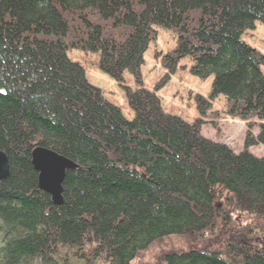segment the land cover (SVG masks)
<instances>
[{"label": "trees", "instance_id": "trees-1", "mask_svg": "<svg viewBox=\"0 0 264 264\" xmlns=\"http://www.w3.org/2000/svg\"><path fill=\"white\" fill-rule=\"evenodd\" d=\"M255 22L264 0H0V264H143L172 237L191 245L144 264H264V156L246 149L264 147V55L242 40ZM155 28L175 46L155 54L165 74L151 91L140 68ZM71 50L119 84L131 75L132 118ZM184 58L190 75L211 78L192 122L155 95ZM217 98L245 124L239 152L200 134ZM36 147L74 164L59 204L38 187Z\"/></svg>", "mask_w": 264, "mask_h": 264}, {"label": "rangeland", "instance_id": "rangeland-1", "mask_svg": "<svg viewBox=\"0 0 264 264\" xmlns=\"http://www.w3.org/2000/svg\"><path fill=\"white\" fill-rule=\"evenodd\" d=\"M155 29V40L148 44L147 49L143 53V64L140 68L143 87L151 91L165 74V70L160 64V59L155 54H164L175 46V36L173 33L162 28ZM242 39L264 55V24L255 22L252 30H247L243 33ZM67 56L71 61L78 63L83 68L88 82L97 87L105 99L116 105L123 116L128 119L132 118L133 114L128 107L124 91L122 90V86L134 88L131 75L124 73V82L119 84L100 72L96 67L97 58L94 55H87L77 50H71L67 52ZM189 65L190 62L187 58L180 60L176 72L169 76L167 82L160 89L155 91L162 111L175 115L185 122H192L199 117L193 95L200 94L206 96L211 82L210 77L200 80L190 75L188 72ZM262 72L264 74V67L262 68ZM202 119L205 121L200 127V134L203 137L222 142L235 152L244 149L243 135L245 124L237 118L233 119L227 116L224 102L221 98H217L211 103L210 110ZM246 149L255 156H264L263 146L254 145ZM232 218L237 224H244L246 220L245 215L237 216V214H233ZM259 226L264 238V224H260ZM261 240L264 244V239ZM189 245H191V242L187 239L167 238L153 246L151 257L143 255L141 262L144 264L149 260L156 261L166 252L178 248L186 249ZM193 246L195 245L193 244ZM210 247L213 248L212 245ZM150 251H152V248Z\"/></svg>", "mask_w": 264, "mask_h": 264}, {"label": "water", "instance_id": "water-1", "mask_svg": "<svg viewBox=\"0 0 264 264\" xmlns=\"http://www.w3.org/2000/svg\"><path fill=\"white\" fill-rule=\"evenodd\" d=\"M31 163L38 173V187L48 193L53 204L61 203V183L65 172L74 167L68 159L57 153L36 147L31 152ZM8 173L7 158L0 151V178Z\"/></svg>", "mask_w": 264, "mask_h": 264}]
</instances>
